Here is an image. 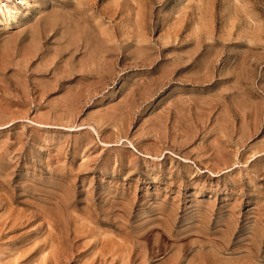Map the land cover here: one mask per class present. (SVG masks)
<instances>
[{
    "label": "rangeland",
    "instance_id": "374dc122",
    "mask_svg": "<svg viewBox=\"0 0 264 264\" xmlns=\"http://www.w3.org/2000/svg\"><path fill=\"white\" fill-rule=\"evenodd\" d=\"M0 264H264V0H0Z\"/></svg>",
    "mask_w": 264,
    "mask_h": 264
},
{
    "label": "bare ground",
    "instance_id": "6f19581e",
    "mask_svg": "<svg viewBox=\"0 0 264 264\" xmlns=\"http://www.w3.org/2000/svg\"><path fill=\"white\" fill-rule=\"evenodd\" d=\"M22 2H25V0H22ZM11 12V11H10Z\"/></svg>",
    "mask_w": 264,
    "mask_h": 264
}]
</instances>
